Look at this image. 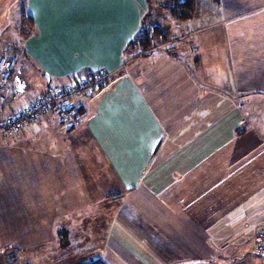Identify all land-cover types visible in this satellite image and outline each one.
<instances>
[{
    "label": "crops",
    "instance_id": "1",
    "mask_svg": "<svg viewBox=\"0 0 264 264\" xmlns=\"http://www.w3.org/2000/svg\"><path fill=\"white\" fill-rule=\"evenodd\" d=\"M12 3L0 0V33ZM151 3L26 0L34 30L9 87L22 95L5 116L31 89L40 97L110 76L72 99L78 127L49 111L15 133L40 136L39 228L55 241L63 226L73 242L50 255L52 239L40 237L39 264H264L251 240L264 227V134L245 109L264 108V0H198L173 39L130 56Z\"/></svg>",
    "mask_w": 264,
    "mask_h": 264
},
{
    "label": "rangeland",
    "instance_id": "2",
    "mask_svg": "<svg viewBox=\"0 0 264 264\" xmlns=\"http://www.w3.org/2000/svg\"><path fill=\"white\" fill-rule=\"evenodd\" d=\"M22 2L23 0L13 3L7 25L0 33V58L1 56H16L20 61L23 42H18V40L20 36L22 39L25 38L18 31L21 20L17 7ZM151 2V13L155 15L151 19L150 27L152 28V25L160 26L163 29L165 37L173 39L171 36L178 33L175 29V24L179 20L176 18V15H170L168 12H163L157 8L156 4H159L157 0H151ZM197 6L200 12V5L198 4ZM208 21L195 20L193 23H190V26L195 27V25L198 26L200 23ZM184 26L183 29L186 31L188 27ZM184 33L183 31L181 34ZM157 40L161 43L159 39ZM140 51V49L131 51L132 54L130 56ZM24 75L22 74V77ZM29 91L35 98L39 97V90L31 89ZM254 100L258 102L260 99L255 98ZM245 109L250 111L251 121L252 119L260 121L257 127L264 134V108L259 105ZM30 128L27 129L29 130ZM14 136L6 137L0 135V264H6L11 261L9 259L11 255L16 256V260L20 261L19 264H22L25 260H27L26 263L28 264H39V238L48 239L49 237L52 239L51 241L54 240L53 234L48 231L49 229H46L44 226H40L39 228L40 136L37 134L29 139ZM61 181L64 187L68 185L66 182L67 178ZM58 228L60 229L59 233H65L68 239H66V236L57 235L55 241L46 244L47 252L50 255L56 254L55 250L50 246H70L73 243L68 230L63 228V226H59ZM91 243H93L92 248H95V242ZM12 260L14 261L13 258Z\"/></svg>",
    "mask_w": 264,
    "mask_h": 264
},
{
    "label": "built area",
    "instance_id": "3",
    "mask_svg": "<svg viewBox=\"0 0 264 264\" xmlns=\"http://www.w3.org/2000/svg\"><path fill=\"white\" fill-rule=\"evenodd\" d=\"M18 65L16 56L0 58V135L6 137L14 136L18 131L30 128L49 111L55 113L60 123L67 128L78 127L80 120L72 107V99L107 88L110 82L107 72H93L78 78L68 87L51 86L42 96L29 100L21 112L5 116L4 105L8 101H18L22 95L20 89L9 92L10 82ZM252 238L254 254L264 258V227L260 228Z\"/></svg>",
    "mask_w": 264,
    "mask_h": 264
},
{
    "label": "trees",
    "instance_id": "4",
    "mask_svg": "<svg viewBox=\"0 0 264 264\" xmlns=\"http://www.w3.org/2000/svg\"><path fill=\"white\" fill-rule=\"evenodd\" d=\"M20 0H13V3H18ZM198 0H158L157 8L163 12H168L170 15H176L179 21H187L194 17L197 9ZM12 3V6H13ZM15 5V4H14ZM18 11L20 12V26L19 30L23 38L29 37L34 30V23L31 16L27 13L26 0L20 4ZM21 37V36H20ZM19 37V41L24 39ZM165 42L167 39L160 26L154 25L152 28L141 26L135 37L128 43L127 48L133 51L140 49L141 51H148L155 48L159 42ZM90 74H86L88 76ZM73 107V106H72ZM87 264H104L100 259H92Z\"/></svg>",
    "mask_w": 264,
    "mask_h": 264
}]
</instances>
